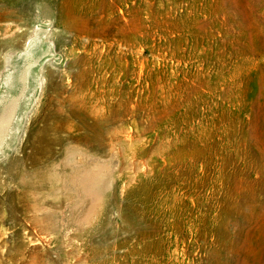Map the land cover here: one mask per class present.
I'll use <instances>...</instances> for the list:
<instances>
[{
    "label": "rangeland",
    "instance_id": "1",
    "mask_svg": "<svg viewBox=\"0 0 264 264\" xmlns=\"http://www.w3.org/2000/svg\"><path fill=\"white\" fill-rule=\"evenodd\" d=\"M0 264H264V0H0Z\"/></svg>",
    "mask_w": 264,
    "mask_h": 264
},
{
    "label": "trees",
    "instance_id": "2",
    "mask_svg": "<svg viewBox=\"0 0 264 264\" xmlns=\"http://www.w3.org/2000/svg\"><path fill=\"white\" fill-rule=\"evenodd\" d=\"M148 92L146 90V93ZM142 104L147 108V113L146 116H141L139 119L135 118L136 137L150 139L149 144L151 146L167 139V141H170L171 150L182 146L187 136V127L180 124L176 117L178 114L175 112V108L182 106L180 97L174 93H161L156 100L148 101L145 95ZM173 173L174 171H171L170 175L173 176Z\"/></svg>",
    "mask_w": 264,
    "mask_h": 264
}]
</instances>
